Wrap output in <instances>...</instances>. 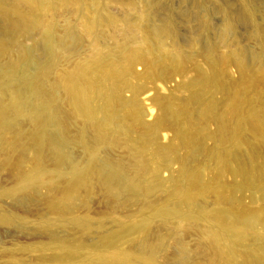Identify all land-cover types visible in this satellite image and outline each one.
Instances as JSON below:
<instances>
[{
  "label": "rangeland",
  "instance_id": "1",
  "mask_svg": "<svg viewBox=\"0 0 264 264\" xmlns=\"http://www.w3.org/2000/svg\"><path fill=\"white\" fill-rule=\"evenodd\" d=\"M95 3H110L121 28L128 19L120 3H137L155 23L171 21L188 54L182 63L186 72H151L144 62L136 63L138 77L130 81L146 89L140 97L144 112L126 115L118 105L124 125H111L100 141L92 128L80 132L85 123L76 122L64 96L63 126L76 140L64 150L53 144L51 127L30 105L17 111L9 97L0 103V264H264V138L248 127L233 130L250 103L241 117L225 104L235 95V81L252 104L263 105L264 0ZM128 13L136 19L133 9ZM4 25L0 17V34ZM10 35L19 45L11 55L22 45L35 55L45 53L40 34ZM220 53L237 56L253 70L243 77L230 63L218 82L212 78L204 87L223 103L204 133L192 122V92L182 85L199 77V68L211 72L209 60ZM42 65L38 58L21 62L17 82L30 80ZM8 79L0 76V91ZM122 94L132 96L127 89ZM167 99L180 117L168 113ZM223 117L229 118L226 127ZM239 152L244 162L232 158ZM222 156L230 158L220 161ZM108 160L125 170L127 182L111 177ZM218 211L241 215L242 221H229L238 234L221 233L214 221Z\"/></svg>",
  "mask_w": 264,
  "mask_h": 264
},
{
  "label": "bare ground",
  "instance_id": "2",
  "mask_svg": "<svg viewBox=\"0 0 264 264\" xmlns=\"http://www.w3.org/2000/svg\"><path fill=\"white\" fill-rule=\"evenodd\" d=\"M84 1L0 0V17L7 21V25L2 26L0 34V76L9 77L0 91V103L9 97L17 111H20L24 104L31 106L33 115L42 114V120L51 127L48 130L50 140L60 150L69 149L76 144V140L69 136L66 127L63 126L64 96L72 105L70 112L76 122L85 123L84 127L79 128L80 132L83 134L86 128H92L96 140L100 141L107 138V130L111 125L118 126L119 129L124 125L118 105L122 106L126 115L127 113L140 115L144 112L140 97L146 89L130 81L132 77H138L134 72L136 63L144 62L151 72L156 68L168 69L173 74L186 72L182 63L188 54L186 50L180 48L181 44L177 41V37L175 38L177 33L171 21L160 20L161 22L155 23L151 20L150 12L145 8L137 7V3H120L128 19L125 21V27L121 28L119 19L110 8V3H95L107 0H93L94 3H84ZM131 9L136 13L134 20L129 17L128 12ZM64 13L69 15L66 17ZM62 14L65 19L62 18ZM71 14L77 16L73 18ZM15 33L28 36L40 34L42 41L40 42L44 45L45 53L35 55L32 50L20 45L17 52L15 49L17 54L13 56L17 42L10 34L15 35ZM169 37L170 41H168ZM188 43L191 44L192 40H188ZM231 56L230 59L223 54L219 58H211L209 60L211 72L199 68V77L182 85L192 92L190 102L196 107L192 114V122L204 133L207 132L208 122L215 119L218 106L223 104L217 103L214 93L209 90L204 91V87L208 86L212 78L213 81L218 82L230 63L240 68V76L243 77L253 70V66L243 67L244 62L237 56ZM34 58L42 59L43 65L36 68L30 80L23 79L17 82L20 63L25 61L31 63ZM62 60L70 65L64 68L57 67L56 64ZM261 71L264 74V69ZM152 77L157 78L155 75ZM114 78L120 80L115 86L112 85ZM256 83L257 80H254L253 84ZM232 86L236 90L235 95L228 97V102L225 103L229 105V111L241 117L243 105L250 103V107L246 106L245 116L239 118L240 121L238 119L233 130H243L248 127L264 138V102L263 105L252 104L247 90H240L235 81ZM126 89L132 94L129 99L124 98L122 94ZM220 89L223 92L227 91L222 87ZM167 101L168 113L174 118L180 117L181 111L172 104L171 100L167 99ZM101 112L102 117L99 116ZM228 119L223 117L224 127L228 126L226 123ZM236 156L244 162L245 157H242L241 152L233 154L232 158ZM221 158L220 161H226L230 156ZM107 163L112 178L120 183L127 182L126 172L119 164L116 165L111 160ZM239 216L241 215L226 217L218 211L214 221L223 235L234 236L239 232H236L238 229L229 228V221L231 218L237 222L242 221L243 218Z\"/></svg>",
  "mask_w": 264,
  "mask_h": 264
}]
</instances>
